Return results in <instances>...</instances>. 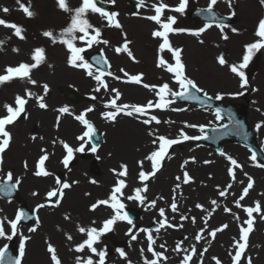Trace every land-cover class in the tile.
I'll list each match as a JSON object with an SVG mask.
<instances>
[{
  "label": "bare ground",
  "instance_id": "obj_1",
  "mask_svg": "<svg viewBox=\"0 0 264 264\" xmlns=\"http://www.w3.org/2000/svg\"><path fill=\"white\" fill-rule=\"evenodd\" d=\"M243 16L249 17L254 12V8L248 5L243 7ZM143 29V28H142ZM194 68L188 66V71L191 73L194 72ZM220 68H216L211 71L213 80L211 83L212 88L215 87V82H220L221 85L226 87L235 88L237 87V79L230 73H227L226 70L220 71ZM121 76L120 73L117 74ZM38 76V74H37ZM163 79L169 81V75L161 72ZM37 77H32L37 82H48L51 81L54 85L60 82H63L66 79L78 82L81 90L85 91L87 88L91 87V90L95 89L97 86L92 82V77L87 76L79 71H70L68 69L60 68L55 66L46 75H39ZM195 78V77H194ZM197 80V78H195ZM217 83V82H216ZM257 84L253 85L255 91L251 92L252 88L249 89V116L254 120V118L259 117V114L264 112V87L258 88ZM112 88H116L120 91L121 97L127 96L132 99H141L151 100L154 96V91L152 89H143L137 86L125 85L121 83L119 86L112 84L109 87L108 91L101 89L99 94V105H102V113L105 111H110V108H106L105 104L107 103V96L109 94H114L111 92ZM40 88L33 89L34 92H38ZM247 91L246 89H241L240 86L234 91V93ZM233 93V94H234ZM247 94V95H248ZM235 97L237 95H234ZM114 97V96H113ZM55 100L58 99L57 96L54 97ZM240 99L235 102L239 103ZM117 102H121L118 100ZM60 107V106H56ZM99 107L95 108L94 113L90 115L91 119H95L97 126L101 128L100 134L104 136V145L100 148L98 154L93 153V161L97 162L99 165V174L91 175L88 173L90 163L82 161L76 169L71 172L67 177H69L70 182L74 187L67 192L62 203L56 206L58 213L61 215L58 217L54 213H46L51 208H46L42 210L43 219L40 221L38 236L34 238L33 242L31 241L30 246L28 247V252L26 254L25 263L27 264H52L49 260L50 254L47 251L46 242L42 241L41 236L43 235L47 239V243H52V245L57 250V255L61 260V264H76V257L80 256L82 258H87L92 256L94 262L98 261L96 259V254H93L85 248L82 252H76L75 247L77 244L83 242L87 238L86 234H81L78 231V227L83 226L85 228L96 227L97 229L103 224V221L111 218L115 214V210L111 207H106L100 205L96 212L89 211L85 209L84 203L88 199L104 200L107 199L111 193V188L116 183V175L113 173L112 169L120 170V165L127 164L128 166V175L127 177H121L126 179V188L123 190V196H120L119 199L122 203L130 204L137 207L139 210H142L143 218L139 222L141 226L147 227L152 223L159 227V221L162 219L157 215L160 208L165 209V213L169 216L168 220L171 221L170 217L174 221H178L179 224H182L183 227L179 231H174L169 227L160 228L159 231L153 230L152 235L155 240L153 245L154 250L163 251L167 260H163L162 264H179L183 252L177 253L174 249L176 248L177 243L182 241L181 247L184 249L190 248L191 244L196 243L195 235L200 231L202 227H205L203 220L206 218L207 213L204 210L197 209L195 205L200 203L204 205V209L211 211L213 206L211 205V200H217V203L220 205L219 208H216L215 212L212 213L211 217L208 219L207 227L203 233L204 238L199 244V251L207 248L208 251L204 253L205 264H214L215 261L213 257H218L222 261H227V250L230 249V239L235 238V226L240 224L241 221L246 218L236 206L234 201L238 199L237 190L240 187V177L245 176L244 173L250 174V176L257 177L256 187L258 190L253 194H250L252 197L250 201L258 200L261 202L262 209L264 211V172L252 170L250 164L252 160L250 157L245 154V150L241 147L234 146L230 150L233 152L232 157L237 161L243 163L242 169L236 170L237 180L233 182L228 175L224 174L225 167V158L223 156L213 155L210 151H207L205 148L196 149L194 147H189L187 143L179 145L178 151L166 163L165 168L163 167L160 174L157 176L156 180L146 181L148 184V190L142 195L146 196V200L143 204L136 200H128L129 195L134 194V189L137 187H142L143 183L138 179V173L141 170L138 166V161L143 160L145 155L150 153V149L154 146L151 141L154 137L148 135L149 131H154L156 134H159L162 131L166 130V126L161 125L157 126H144L141 122L137 120H131L130 118L122 119L119 123L118 121L115 124H112L107 119L102 116V113L98 110ZM107 109V110H106ZM52 110V109H51ZM59 124L57 126V119L52 121L54 125H51L50 118L51 114L46 112H38V115L33 113V117L42 122L43 127L41 131L35 135L37 139L30 143L26 152L28 155H33L38 149H48L51 153V158L48 160V165L52 170L66 171L67 169L63 168L62 164L58 163V160L55 157V154H58L56 146L61 145L60 141L66 143L75 140L78 136V124L73 121L69 116L60 115ZM179 119V128L171 129H183L187 130L190 127L187 125L193 124L194 121L199 119H207L211 123L212 117L207 113H201L198 111H183L180 116H175ZM57 118V117H56ZM121 118V117H120ZM261 120H264V116L259 117ZM26 127L28 124L25 125ZM51 126H56V134L51 131ZM164 129H160V128ZM43 137V139H40ZM53 141H56L54 144ZM189 143V142H188ZM190 144V143H189ZM228 147L232 145H227ZM47 150V153L49 151ZM237 152V153H236ZM77 153V152H76ZM241 153V154H239ZM99 157V158H97ZM194 157L195 161L193 162L190 158ZM185 159L189 160V163L181 168L180 162ZM76 160V159H75ZM204 161H210V163L205 164ZM89 162V161H88ZM229 164V163H228ZM150 165V162L145 161L143 170ZM253 165V164H252ZM230 166V164H229ZM228 169V168H227ZM187 170L189 174L193 177L192 182L189 185L181 184L180 189L176 190L173 193L175 185L179 183L175 178L181 176L182 172ZM68 172V171H67ZM47 179H36L26 176L25 187L33 186V191L38 193L39 197L33 196L31 193L26 192V196L29 201L35 202V200L40 199L42 196V190L45 187L42 186V183H47L51 185ZM92 180H95L96 183H91ZM76 183H73V182ZM232 183V188L229 189V194L226 197H220L219 191L222 190L227 184ZM219 186V187H218ZM255 187V188H256ZM39 190L41 192H39ZM175 195L176 203L178 206L177 212H172L170 205L173 201V196ZM163 197V199H160ZM155 199L156 206L152 207L149 204V201ZM224 207L232 209L231 213H225L223 211ZM55 210V209H53ZM46 211V212H45ZM45 212V213H44ZM233 213L240 217V220L237 221L234 219ZM68 216V219H65V216ZM181 215L188 216L189 218L195 217L196 223L193 224L191 219L180 221ZM94 222V223H93ZM219 224H228L229 227L217 233L215 240L211 239L210 236L207 237V230L214 229ZM132 228V233H129V229ZM113 233L121 237L123 240L126 236L129 237L131 242V247H129V252L125 253V257H113L108 258L106 256L105 264H126V262H137L138 264H145V261L149 259L151 254L147 250V234L141 233L138 227L125 225L122 221H117L113 225ZM111 233V234H113ZM137 235L135 241L131 240V235ZM68 235H71L72 239L67 238ZM187 237V239H185ZM230 241V242H229ZM107 242V241H106ZM228 242V243H227ZM251 246L253 242V247L256 246L252 252L251 256L253 258V264H264V219H259V226L255 229L251 237ZM108 243V242H107ZM109 244V243H108ZM163 244L164 248L161 249L160 245ZM226 245L229 248H226ZM94 246L97 250L102 249V242H96ZM143 249V253H141ZM224 258V259H223ZM67 262V263H66ZM194 263H197L196 260Z\"/></svg>",
  "mask_w": 264,
  "mask_h": 264
},
{
  "label": "snow or ice",
  "instance_id": "obj_2",
  "mask_svg": "<svg viewBox=\"0 0 264 264\" xmlns=\"http://www.w3.org/2000/svg\"><path fill=\"white\" fill-rule=\"evenodd\" d=\"M103 2H109L113 5L115 4L116 0H81V3L76 8H71L69 4L67 3V0H57V6L59 9L70 13V23L67 27L62 29L60 33V39L57 40V36L52 31H44L42 35L44 37L50 38L52 43H61L66 46L69 55L67 57V63L68 65L78 68V69H84L87 72V75L89 77H92L97 82V87L95 88L96 92H100L101 89L104 91L109 90L108 83L104 80L105 73L103 71H100L99 69L96 70V72L93 71V65L89 63L84 55L82 53L85 52L87 48H91L94 44L97 43H104L107 45L109 43L108 40H102L101 41V28L94 27L89 20L87 19V14L89 12L92 13H98L103 19L106 20L108 26L115 27L117 29H121L122 25L120 24L118 20L119 13L115 11H108L105 8L98 6V4ZM189 0H179V3L177 5L170 6L169 4L165 3L164 0H159L157 4L152 5L154 9V15L146 17V19L151 20L155 22L157 25L160 26V29L154 30L152 32V36L154 38H160L161 42L159 43L158 50L159 52H164L167 50L169 53H171V59L174 61L173 63H170L168 60H166L163 56L158 57L157 61V67H160L162 69H165L168 73L172 74V79L179 85L180 91H173L168 83H163L161 85H148L143 84V87L145 88H151L155 95L159 98L156 102L149 100L146 104L140 105V104H121L117 103L118 100L121 98V93L118 89L112 88L111 92L114 93V97L107 101L105 104L106 108H110L112 110L105 111L102 113V116L109 120V121H116L117 117L121 114L128 116V117H135L137 120H139L144 125H151L153 122L156 124L161 123V121L158 119L156 115H151L149 110L150 109H165L168 107L169 103L171 102L167 97L171 96L173 98L176 97H184V98H194L199 99L200 97L193 95V90L196 92H202L205 98L208 97V93L205 92L202 88H200L197 83L190 79L186 73H185V64L182 59V49L178 47H173L170 40H169V34L170 33H184L188 32L192 35H195L197 37L201 36L205 31H207L212 24L205 23L203 27H199L197 29H188V28H174L173 25L177 23V17L176 16H168L166 19L162 20V16L166 10L174 11L175 13L183 15L186 12L187 6H188ZM218 3V0H209V3L207 5V13H209L212 17H216V13L213 11L214 6ZM228 7L230 9L233 8V0H227ZM259 3L261 6H264V0H259ZM17 4L19 5L20 10H22L26 17L31 18L35 16V12L31 10V0H28L27 3H24L23 0H17ZM144 4V0H139L137 7H141ZM0 11L3 13H8L10 10L7 7L0 8ZM133 15H139V12L133 13ZM230 15L234 16L235 11L233 10L230 12ZM0 26H4L7 28H11L14 30L13 34L20 38L21 40L25 39V36L23 35V29L21 26L17 25L16 23H11L3 18H0ZM217 27L220 29V32L222 33V38L224 40H227L229 37L227 33L225 32L226 28L230 27V30L232 33H237L238 29L235 27H231L228 24H225L222 19H220V22L217 24ZM78 33V35H77ZM255 35L259 38L255 42L248 43L244 45L245 52L242 56V60L239 63H233L229 64L226 60L224 54H220L217 57V61L219 65L221 66H227L229 70L235 74L240 81V88L246 89L249 85L248 78L245 74V69L249 65L250 61L252 60L253 56L261 49H264V17L260 18L258 21L257 29L255 32ZM124 42L121 46H117L114 51L117 54L120 53H126L128 57H130L133 61H135V56L133 55V52L130 50V41L127 40L126 33L123 34ZM76 41H80L83 43V47H79L76 44ZM203 43V40L200 41ZM4 41H0V45H3ZM13 51H19V49H13ZM31 59L34 61L33 63H25L21 62L18 66H7L5 69V73L3 75H0V84H4L6 82H10L14 78H20V79H26L28 83L31 85H37V81L35 79H32L31 72L33 69H36L38 66H40L42 63L45 62V49L43 47H37L32 51ZM96 59L97 63H101L102 61L99 58L94 57ZM103 63H107L106 59L103 61ZM124 77L127 78V82H133L136 84H142L143 83V73L136 74V75H129L127 72L124 71V69L120 70ZM108 76L113 77L116 80H121L122 77L115 75L111 71L107 72ZM43 94L37 95V93L30 91L29 89H25V94L23 96L16 95L14 100V106L12 104H4V108L6 111V114L0 115V166L3 165V154L5 151L9 148L10 143L13 139L11 132L9 131V127L14 125V123L22 117L27 118L26 114V105L29 102V99L35 98L37 106L40 109H47L48 104L45 102V97L49 94V85L47 83L43 84ZM256 89H253L255 91ZM243 92H237L230 95H243ZM93 100L96 99L95 96L92 97ZM210 99V98H209ZM215 100H222L223 96L221 94H217L214 97ZM179 110V109H177ZM93 111L92 108H87L84 110V112H81L79 115H76L74 118L79 121L84 127L85 131L77 137L79 141H81L79 147L73 148L69 144H67L64 141H60L63 148L66 150V155L62 159V164L65 168L69 167L70 162L73 160V154L74 152H84L85 151V144L87 143L86 138L90 140L95 135V127L91 121L86 119V113ZM58 112L60 115L64 114H71L70 109L68 106H63L58 109ZM142 117H147L143 118ZM216 118H221V109H216ZM60 116L57 117V126L59 124ZM239 123V122H237ZM190 128H197L199 127L201 132L204 131V125H195V124H189L187 125ZM256 130L259 131L261 128H264V121L258 122L256 125ZM148 135L150 137H154L152 139L151 143L155 146L154 150H152L150 153L145 155L143 160L138 161V166L140 167V171L138 173V179L140 182L143 183L142 187H137L134 189V194L129 195L127 197L128 200H136L139 201L141 204L145 202L147 199L146 196L142 195V193H146L148 190V184L146 181H148L150 178L154 177L156 173L160 170L162 167V161L168 156L169 149L176 144L182 143L183 141H194L199 140L201 138L207 139L208 137L204 135L201 136H190L187 133L183 131V129L180 130L179 136L177 138H168L164 135H156L154 131H149ZM33 140H36V136H32ZM40 139H43V137H40ZM55 144L56 141H53ZM97 145L92 144L90 147V151L93 153L97 152ZM41 152L43 153L40 155L38 163L36 165V171L34 172L35 176H44L47 177L51 175L49 171L45 168V162L49 159V155L46 150L41 149ZM221 156H225L226 159L229 161L230 166L227 169V173L231 180L233 182L236 181V170L242 169L243 165L238 163L236 159H234L232 156L227 155L223 150L219 153ZM99 158V157H97ZM193 162L195 161V158H190ZM250 159L257 164L258 167L264 168V163L257 162V154L255 152L252 153ZM145 161L150 162V171L143 170V166ZM189 163V160H185L183 164L181 165V168H184ZM205 164L210 163V161H204ZM24 168H28L27 162H24ZM120 170L112 169L113 173L116 175V183L113 186L111 193L107 199L104 200H98L96 203L91 205V209L95 210L99 205H110L112 209L115 210V214L109 218L103 221V226L100 229H97L96 227H89L85 228L83 226L78 227V231L81 234H86L87 238L83 240V242L79 243L75 247L76 252H82L87 248L90 250L91 253L96 254L99 259L98 261L93 260L92 256H88L87 258H82L80 256L76 257V264H105L106 259V250H97V248L94 246L96 242H98L101 238V236L104 233H107L112 230L113 225L117 221H127L130 225L133 224L132 219L129 217V215L126 212H123V209L125 208L124 203L121 202L119 199L120 196H123V190L126 188V179L121 177H127L128 175V166L127 164H121ZM244 175L247 177V185L243 187L242 194L239 196L238 199L234 201L235 206L237 208H242L243 211L247 215V219H245L239 228V239H234V254L230 253L231 262L232 264H241L242 258L246 260V264H252V258L250 256H246V250L249 246V235L254 230V213L260 214V218L264 219V211H262V205L260 201L254 202V206H248L244 207L241 204V201L245 199V197L248 196L249 191L254 186V181L251 176L248 175V173H244ZM177 181L183 182V184H188L192 182L193 178L189 174L187 170L182 172V176H177L175 178ZM6 180L8 182L13 181V173L9 171L7 173ZM21 183V180L19 178L15 179L14 183L7 184L5 188H2L0 190L6 191L10 193L13 189L18 187V185ZM55 183L58 187L53 188L52 190L48 191L46 196L48 198V204L58 206L61 202V198L63 196L64 190L71 188V184L67 181L62 182L60 177H56ZM73 183H76L75 181ZM91 183H96L95 180H92ZM241 184L243 182L241 181ZM181 184L177 183L175 185V188L173 189V193L176 192V190L180 189ZM219 187V186H218ZM232 188V183L227 184L226 187H224L222 190L219 191L220 197H226L229 194V189ZM33 196L38 195V193L33 192ZM56 197L55 200L52 198ZM160 199H163V197H160ZM211 205L213 208L211 211H207L204 209V205L197 203L195 207L197 209L204 210L207 215L206 218H204L203 223L205 227H202L200 231L195 235V240L200 241L204 238L203 233L205 232V228L208 224V219L211 217L212 213L215 212L216 208H219L220 205L217 203V200L213 199L211 200ZM149 204L152 207L156 206V200L153 199L149 201ZM46 204H38L36 206L37 209L44 208ZM172 212H177L178 206L176 203L175 195L173 196V201L170 205ZM223 211L225 213H231L232 209L228 207H224ZM159 216L162 218L159 221V227L156 229V231H159L160 228L164 227H183L182 224L180 225H174L169 223L167 217L165 216V209L160 208L159 209ZM234 219L237 221L240 220V217L233 213ZM69 217L66 215L65 219H68ZM22 219H31V217L28 216L27 213L23 211H17L15 218L11 220H7V218L0 219V238H6L8 241H11L13 237H16L19 235V255L15 257H8L6 260L8 245L5 244L3 247H0V264H22V259L25 256L26 252V241L30 239L29 236H25L23 233L19 232L18 225L20 224ZM181 220H188L191 219V222L193 224L196 223V218L188 216L181 215ZM7 220L8 225H10V234H8L5 230V223L4 221ZM40 220L37 216L35 218V226L30 227L28 229L29 232H35L37 230V226L39 225ZM94 223V222H93ZM246 225V226H245ZM133 227H135L133 225ZM229 227L228 224H223L217 228L211 229L208 232V235L215 239L217 236V233L224 231ZM139 231H143L147 233V250L148 252L152 253V256L154 259H148L145 261V264H160L161 259L167 260V257L165 256L163 251H155L153 248V245L155 244V240L153 239L152 232L148 229H140ZM129 233H132V228L129 229ZM67 238L69 240L72 239L71 235H68ZM137 239V235L132 234L131 240L135 241ZM187 239V237H185ZM182 241L177 243L176 248L174 249L177 253L184 252L185 255L183 256V259L180 261V264H191L193 256L199 255L200 257V264H203V256L204 253L208 251L207 248L203 249L202 251H198L197 247L195 245H192L190 249H184L181 247ZM160 248L163 249L164 245L161 244ZM47 251L50 254V260L52 264H61V260L57 255L56 248L52 245V243L47 244ZM143 249H141V253H143ZM117 252L121 257H125V251L123 249H117ZM215 261V264H222V262L216 258H212ZM129 264L131 262L129 261Z\"/></svg>",
  "mask_w": 264,
  "mask_h": 264
},
{
  "label": "rangeland",
  "instance_id": "obj_3",
  "mask_svg": "<svg viewBox=\"0 0 264 264\" xmlns=\"http://www.w3.org/2000/svg\"><path fill=\"white\" fill-rule=\"evenodd\" d=\"M149 1L155 2V1H158V0H149ZM166 1H169V3H172V4H176L177 3L176 2L177 0H166ZM219 1H223V3H226L227 0H218V3H219ZM238 1L239 2H238L237 10H238L239 16L237 18V22L235 23L237 25V26H235V28L238 27L240 29L246 30V32L241 33V34L245 35L244 37L241 36V35L239 36V37H241V38H238L239 39V43L236 42V41H231L228 44H230L229 45V49L231 51L232 50L236 51V49H237V54H238L237 56H240L241 54H243V51H244L243 50V45L248 44V41H251L254 38V37H251V34L249 32L254 29V27H255L254 25L256 24L255 22H256L257 18L261 15V10H260L261 9V4L259 3V0H238ZM50 2H51V0H35L34 7L36 8V10H55L53 6L48 5ZM124 2H125V0H119V3H118V7L120 8L122 14H124V21L123 22H125L127 20L128 24H135V25H137L139 22H142L144 24H139L140 26H138V28H141V26H142L145 29H147L146 32L142 33V36L140 37L142 40L147 38V42H148V45L145 48L146 50H143L141 48V46L139 47V51L141 52V55L144 56V57H147L146 61H144V63L141 65L140 69L145 70L146 72H147V70L149 71V69H151L152 72L156 73L157 69L154 67L155 66V64H154V61H155V56H154L155 50L154 49L156 48V42H153L150 39V37H149L150 36L149 33H150L151 28H152V25H148L143 19H139L138 20L136 15H135V17H136L135 19L127 18L126 14L130 15V13L133 12L132 10H134V6L133 5L131 6V4L125 6ZM148 5L152 6L153 4L149 3ZM197 5L200 6L199 2L196 1V0H192V5H191L190 8L193 9ZM245 5L255 6L256 14L258 16L257 17H253V16L246 17V16H243L244 14H243V11H242V14H241V10H243V7ZM222 6L224 7L223 10H226V11L230 10V9L226 8V4H223ZM218 9H220V7H218ZM149 10H150V12H147V14H152V10L151 9H149ZM144 16H145V13H144ZM67 20H68V16L64 15L63 20L60 21L59 19H57V22L54 25V27L61 26V24L66 22ZM132 21H134V22H132ZM149 22H150V20H149ZM127 23H126V26H125L124 30L125 31L127 30L126 32H128L134 39H136L135 36H134V33L130 32ZM145 25H147V26H145ZM120 31L111 30L109 32V37L108 38H110V39L117 38V40H115L113 42L114 43H118L121 40V38H119V32ZM192 39H193V42H194L193 43L194 46H192V48H191L188 38L187 37H183V45L185 46L184 55L186 57L185 60L189 61L188 60L189 58L191 60H193V62H194L193 66L196 67V69H194L195 70V74L198 73V76H199L198 80H200V83H202V85L206 88L205 90H209L210 92L215 93V90H213L214 88H212V84H211V82H212V80H211L212 79L211 70L216 68L214 66L213 62H211V58L213 57L214 54H212V53L209 54L208 51L205 52V50L202 49L203 45H201L198 42V40H196L194 38H192ZM249 43H251V42H249ZM176 46H178V45L176 44ZM237 46H238V48H237ZM195 47H197L199 50H196ZM152 48H153V50H152ZM64 57H65V54L63 53L62 58H64ZM233 59L234 60H238L239 57L235 58L233 56L232 60ZM127 65H129V64H127ZM260 66H261V63L259 64V62H258L257 66H255L256 69L253 68V72L254 73L252 75V81L254 80V82L259 83V80H261V85L263 84L262 86L264 87V71L261 70ZM137 67H138L137 65H133V68H131L130 70L131 71H137V70H139V69H137ZM153 70H155V71H153ZM220 70H223V69H220ZM147 73L148 74H147V77L145 79L147 82H160V80L157 79V75L151 74L149 72H147ZM216 82H217V84L216 83L215 84L217 86H215V87L218 88V89L222 88L223 91L227 92L229 90L234 91V90L237 89L236 87L235 88H231V89H229V88H224L223 89V87H221V85H220V82H218V81H216ZM63 85H67V84H63ZM84 105H86V104L79 105V108L83 107ZM256 120H257V118H256ZM31 128L32 127L29 128V130H28L29 133H27L28 139H29L30 134L32 132L33 133L35 132V130H32ZM261 133H262V135H264V128H263ZM18 137H20V136L18 135ZM22 145H23L22 141H20V142L18 141L16 147L14 146V148L8 154V160H9L8 164H7L8 168H11L12 166H15V165L18 166V167H22V160H25L26 158L30 161L29 156L26 157V155H19L20 153L18 152V150H20V147L22 148ZM35 155H38V154H35ZM33 159H35V156L33 157ZM91 172L94 173V174L97 173V172H95L93 170H91ZM85 208H87V205H85ZM236 235H237V232H236ZM41 238H42V241H44L43 240V235L41 236Z\"/></svg>",
  "mask_w": 264,
  "mask_h": 264
}]
</instances>
